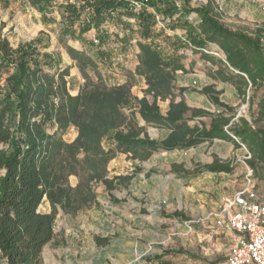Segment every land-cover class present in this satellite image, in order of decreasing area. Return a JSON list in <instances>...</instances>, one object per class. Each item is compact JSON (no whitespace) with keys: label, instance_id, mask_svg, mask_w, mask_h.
<instances>
[{"label":"trees","instance_id":"obj_1","mask_svg":"<svg viewBox=\"0 0 264 264\" xmlns=\"http://www.w3.org/2000/svg\"><path fill=\"white\" fill-rule=\"evenodd\" d=\"M29 1L43 15L50 6H63L65 36H75L77 26L80 36L94 29L100 43L96 45L92 39L90 43L97 47V59L105 64L111 53L103 46L113 35L108 24L124 29L125 34H116V38L126 46L134 32L130 19H135L141 38L137 41L139 63L135 72L144 78L147 89L144 97L135 99L129 83L109 87L100 74L94 81L88 68L98 71L97 61L84 51L68 47L86 82L77 95H72L67 88L68 67L57 68L54 57L42 54L33 41L14 48L8 39L0 37V72H9L0 91V264H40L44 248L54 238L59 210L76 215L90 209L98 203L95 184L112 190L122 180L121 176L109 178L108 165L118 154L145 161L159 151L189 150L220 139L236 147L244 145L253 170L257 163L264 165V128L245 118L233 122L227 115L231 109L220 101V91L212 86L202 90L222 108L218 114L189 107L186 88H180L179 95L175 93L177 72L186 70V55L179 50L188 48L212 65L219 64L217 75L234 83L245 98L250 87L264 84L261 36L228 28L209 3L194 6L193 0ZM133 1L143 5L140 11L135 10ZM193 15L197 23L190 19ZM160 21L174 29L180 26L185 37L159 30ZM161 37L170 44L169 50L157 44ZM213 44L226 55L225 61L206 52ZM163 101H169L166 114L160 107ZM125 108L132 110L129 115ZM136 108L145 126L165 128L168 135L162 140L151 138L146 127L139 126ZM203 117H210V123L190 125L191 120ZM71 127L77 129V137L68 142L64 135ZM108 139L113 145L106 149L104 141ZM230 171L228 165L215 162L202 172ZM71 176L79 179L75 187L70 184ZM45 198L51 206L48 213L39 211ZM174 254L184 255L186 251L180 249ZM155 258L162 259L163 255Z\"/></svg>","mask_w":264,"mask_h":264},{"label":"rangeland","instance_id":"obj_2","mask_svg":"<svg viewBox=\"0 0 264 264\" xmlns=\"http://www.w3.org/2000/svg\"><path fill=\"white\" fill-rule=\"evenodd\" d=\"M209 3L222 23L234 31H240L251 36H261L264 43V0H193L194 6H202ZM46 8L43 15L38 7L29 0H0V37L6 38L16 48L19 44L33 41L42 54L47 53L54 57L57 68H69L67 88L81 91L85 85V79L77 67V62L72 59L68 47L84 51L90 54L98 63V71L88 68V73L94 81L97 75L109 87L120 82L129 83L132 86V94L135 99L145 96L147 85L144 78L136 74L138 65L140 41L135 19H130L134 24V32L131 41L123 45L116 34L122 37L125 34L122 27L108 24L113 29V34L108 42L111 48L112 61L108 64L97 60L96 50L90 43V33L83 37L89 43L82 47L75 42V37L61 32L62 26L44 28L41 22L61 21L64 13L63 6ZM3 16L5 21H1ZM192 19L198 22L195 15ZM62 24V23H61ZM158 29H164L169 36L175 34L185 37V30L180 26L175 29L166 22L160 21ZM174 29V30H173ZM59 30V31H58ZM79 31V26L75 29ZM64 35V36H63ZM157 44L169 50L167 41L161 37ZM82 49V50H81ZM219 55L211 54L219 60H226V55L217 45H211L209 50ZM180 54L186 55L183 59L185 71H178L175 80V93L179 95L180 88H186L185 99L191 108H200L209 113L218 114L222 108L215 105L211 99L203 94L202 90L212 86L220 91V101L231 109L227 115L232 116L233 122L239 118H245L256 127L264 128V84L257 88H249L247 96L238 91L232 82L222 80L217 71L219 64L212 65L194 54L191 49L182 48ZM56 68L51 71L55 72ZM237 73V72H234ZM8 70L0 72V91L6 85ZM151 100V96H149ZM180 97H178V100ZM136 101V100H135ZM169 101L160 102L163 113L168 109ZM137 103L135 102V105ZM135 107L133 108V110ZM126 114L132 110L124 109ZM190 116V115H189ZM136 118L139 126H145L136 108ZM210 117L195 118L190 125L199 121L210 123ZM146 133L153 139H164L169 131L165 128L145 126ZM77 137V129L71 127L64 135L68 142ZM113 143L108 139L104 141V147L109 149ZM248 149L241 145L236 147L232 142L215 139L205 142L189 150L159 151L150 159L142 161L131 155L118 154L108 165L110 176H117L129 181L131 191L119 187L113 195H109L103 185L95 184L97 199L101 207L98 209H83L76 215L65 214L61 209L56 219V235L60 232L64 219H113L109 226L111 242L105 243L98 249L92 250V239L85 240L78 249L75 259L71 264H226L228 250L233 243L236 234L226 227H217L216 219L222 214V210L230 197L240 191L249 190L255 193L256 201L264 204V165L257 163L253 170L248 164L250 160ZM226 164L231 168L229 173L202 172L206 165L212 163ZM186 172H183V171ZM116 173V174H115ZM124 178V179H123ZM135 178V183L130 180ZM70 184L75 187L79 179L76 176L69 178ZM132 193H134L132 195ZM127 200L138 203L141 222L136 230L140 231L138 238L129 241L124 238L119 219H124V211L128 206ZM51 210L49 201L45 198L39 207V211L48 213ZM136 212L137 208H130ZM178 212L179 216H174ZM136 238V236H134ZM109 238V239H110ZM56 242L48 245L42 253L40 264H65L63 248L68 245ZM72 249V248H71ZM186 251V254H174L178 250ZM172 252V254H165ZM156 255H163L162 259H156Z\"/></svg>","mask_w":264,"mask_h":264},{"label":"built area","instance_id":"obj_3","mask_svg":"<svg viewBox=\"0 0 264 264\" xmlns=\"http://www.w3.org/2000/svg\"><path fill=\"white\" fill-rule=\"evenodd\" d=\"M132 4L136 11L143 7L135 1ZM90 32L93 43L98 45L100 41L96 31L93 29ZM255 198L252 191L238 192L227 201L222 214L217 218L218 227H226L236 234L226 264H264V204L258 203Z\"/></svg>","mask_w":264,"mask_h":264},{"label":"crops","instance_id":"obj_4","mask_svg":"<svg viewBox=\"0 0 264 264\" xmlns=\"http://www.w3.org/2000/svg\"><path fill=\"white\" fill-rule=\"evenodd\" d=\"M45 19L46 18L44 16V22H41L42 27H44L45 29L48 27H51V26H57V25L62 26L61 21H58V18H56V21H46ZM59 20H61V19H59ZM1 21H5L3 16L1 17ZM109 27H110V33H112L113 29L111 28V26H109ZM62 31L63 30L61 29V32ZM89 33H90V36H92V33L91 32H89ZM85 35L86 34L80 36L79 31L75 33L74 39H75V42L77 43L78 46L82 47L84 45V43H89L90 40L88 42H86L87 40L83 38ZM106 47L111 48V46L108 43L103 46V49L107 50ZM96 57H97V54H96ZM97 60H99V59H97ZM99 61H101V60H99ZM111 61H112V59L110 57V59L107 62L110 63ZM101 62H103L105 64L104 61H101ZM104 81H106V80H104ZM125 83H126L125 81L124 82L122 81L120 83H117V85L125 84ZM70 93L72 95H77L79 93V91H74V93H72L70 91ZM167 110H166V112H167ZM166 112L165 113L162 112V113L166 114ZM116 175L117 176H110L109 175V178L112 179V178L120 176L118 173ZM135 181H136V179L132 178L130 180V183L133 184V183H135ZM117 182H118V184H117L116 188H114L112 190L106 189V187L103 185L104 189L107 191V193L110 196L113 195L114 191L117 190L119 187H123V183L125 185L124 190L126 192L129 190L131 191V187L129 186L130 184L128 185L129 181L121 180V181H117ZM133 194L134 193H132V195ZM234 196L230 197V199L233 198ZM127 203H128V206L126 207V211H124V214H125L124 219H119V222H120V224H125V226L122 227V231L124 233V238L127 240V242H129V241H134L135 239L138 238L137 237L138 234L139 233L141 234V232L136 230L135 228L137 227V224L141 222L142 219H140V208L136 207L138 205V203L137 202L134 203L131 200H127ZM100 207H101L100 200H98V203L96 205L92 206L91 208L92 209H98ZM130 208H133V209L137 208V210H136V212H134V210L130 211L129 210ZM112 221H113V219H64L62 227L58 228L60 233L58 235H56V230H55L54 238L48 245H50L53 242H56V238H59V240L61 241L60 242L61 244L68 245L67 247L63 248V252L66 254L65 255V259H66L65 264H71L70 260L75 259L74 257H72V256H74V254H72V252H75L77 255L78 251L75 250L76 247L78 249H81L80 244L82 245L85 240L88 241L89 239H92V242H93L92 250L95 249L94 247H96V249H98L100 246L104 245L105 243H109L112 241L113 238H110V236H109V233H111V230L108 229L109 226L111 225ZM216 221H217V219H216ZM134 236H136V238ZM235 237L236 236H234V239H235ZM228 254H229V250H228ZM227 257H228V255H227Z\"/></svg>","mask_w":264,"mask_h":264}]
</instances>
